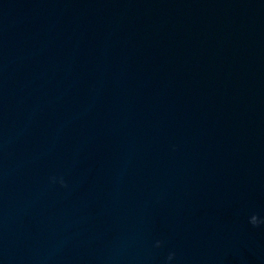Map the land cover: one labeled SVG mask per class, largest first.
<instances>
[{"label": "water", "instance_id": "95a60500", "mask_svg": "<svg viewBox=\"0 0 264 264\" xmlns=\"http://www.w3.org/2000/svg\"><path fill=\"white\" fill-rule=\"evenodd\" d=\"M0 264H264V0H0Z\"/></svg>", "mask_w": 264, "mask_h": 264}, {"label": "clouds", "instance_id": "9594fccd", "mask_svg": "<svg viewBox=\"0 0 264 264\" xmlns=\"http://www.w3.org/2000/svg\"><path fill=\"white\" fill-rule=\"evenodd\" d=\"M252 216H253V217H257L255 214H253ZM249 222H250L253 226H257L258 224L261 223L260 220H256V219H253V220H251V221H249ZM155 243H156V246L159 247L160 244H161V241L157 240ZM172 258H173V253L170 252V253L168 254L167 259H168V260H171Z\"/></svg>", "mask_w": 264, "mask_h": 264}]
</instances>
